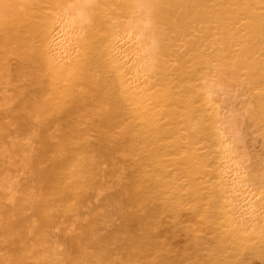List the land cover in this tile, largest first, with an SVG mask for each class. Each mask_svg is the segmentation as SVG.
<instances>
[{"label": "bare ground", "instance_id": "obj_1", "mask_svg": "<svg viewBox=\"0 0 264 264\" xmlns=\"http://www.w3.org/2000/svg\"><path fill=\"white\" fill-rule=\"evenodd\" d=\"M1 112L0 264H264V0H0Z\"/></svg>", "mask_w": 264, "mask_h": 264}, {"label": "rangeland", "instance_id": "obj_2", "mask_svg": "<svg viewBox=\"0 0 264 264\" xmlns=\"http://www.w3.org/2000/svg\"><path fill=\"white\" fill-rule=\"evenodd\" d=\"M0 120H2L3 121V124H6V121H7V118H6V114H5V112H1L0 113ZM26 126H24V128H23V130H22V138H29L30 136H28V134L29 133H27L26 131L27 130H29L30 132L31 131H33V127L31 126V125H29V124H25ZM28 126H30V127H28ZM34 126V125H33ZM32 127V128H31ZM5 132H9V134H8V137H7V139H10V138H12L14 135H16V132L15 131H13L11 128H8V127H5ZM5 140H2V141H0L1 143H3V144H5V142H4ZM90 203V202H89ZM88 203V204H89ZM57 206H58V204H53V206L51 207L52 208V210H55L56 208H57ZM69 207H70V205H69ZM67 206H65L64 205V208H63V210H65V211H63L62 209H61V211H56V212H62V213H64V215H61V218L62 219H64V218H67L68 220L67 221H76V222H79L80 224H81V221H85V218L86 217H84V215L85 214H87V212L85 213V214H82V212L80 213V214H78V213H73V214H69L68 212H67ZM74 208L72 207L71 208V211L73 210ZM103 210V209H102ZM55 212V213H56ZM56 215H59V213H57ZM79 220H81V221H79ZM84 224V223H83ZM62 225V224H61ZM69 227H72V226H69ZM56 228V227H55ZM55 228H54V230H55ZM57 229V228H56ZM75 232V231H74Z\"/></svg>", "mask_w": 264, "mask_h": 264}]
</instances>
